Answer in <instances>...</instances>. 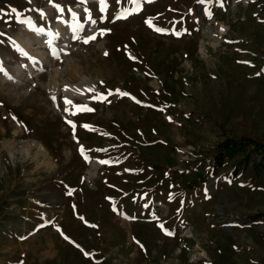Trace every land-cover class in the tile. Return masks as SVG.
I'll return each instance as SVG.
<instances>
[{"label":"rangeland","instance_id":"1","mask_svg":"<svg viewBox=\"0 0 264 264\" xmlns=\"http://www.w3.org/2000/svg\"><path fill=\"white\" fill-rule=\"evenodd\" d=\"M101 7L0 0V264H264V0Z\"/></svg>","mask_w":264,"mask_h":264},{"label":"snow or ice","instance_id":"2","mask_svg":"<svg viewBox=\"0 0 264 264\" xmlns=\"http://www.w3.org/2000/svg\"><path fill=\"white\" fill-rule=\"evenodd\" d=\"M49 2L52 3L53 0H49ZM135 2L138 3V0H135ZM198 2L199 3H205V2H210V0H198ZM218 2H220L221 5H222V0H218ZM117 3H119V0H117ZM100 4L102 6L101 7V11H104L105 8H106V0H100ZM56 7H57V9H59V5H56ZM0 11H3V10L0 9ZM11 11L13 13H15L16 12V9L15 8H12ZM134 11H139V8L138 7L135 8ZM206 14H209V13L206 12ZM118 18H125L126 19L127 16L126 15H121ZM101 19H103V17H101ZM93 23H94V21H93ZM145 23H147L150 27L152 26V21L150 19L146 20ZM221 30H223V29H221ZM106 31H110V29H106V28L100 29L101 34H103ZM156 31L163 32V31H165V29H159V28H157ZM176 35H180V33L177 32ZM94 38H95L94 35L88 36V37H86V39H85L84 42L87 43L88 40H91V39H94ZM129 55H130V58L131 59H133V60L136 59V57L135 56H131L130 53H129ZM245 63H250V62L245 61ZM67 87L68 86L65 85V88L66 89H67ZM88 91H92V89L89 88ZM117 91L119 92V90H117ZM119 94L121 96L130 95L129 93H126V92H119ZM52 99H53V101H55L56 100V97L53 96ZM91 99H104V96H103V94H100L99 96H92ZM132 99L135 100L136 98L135 97H132ZM64 102H65V107H64L63 110L65 112H70L71 115H76V112L77 111H93L94 110V109L89 108L87 105H83V104H75L74 105V109H70L68 107V105H73V101L69 100L67 97L64 98ZM137 103H140V101H137ZM13 119H15V117H13ZM169 119H171V118L169 117ZM66 123H68L69 125H71L72 128H73V131H75V122L73 120L66 118ZM82 127H84L85 129H89L90 128V126L88 124H84V125H82ZM75 138L76 137L74 136V139ZM99 150H102V149H99ZM79 151H80L81 155L84 157L85 160H88L89 159V157L86 155V149H85L84 145H80ZM100 162L101 163H108V161H100ZM80 219L83 220L84 217H80ZM160 227L163 228V230L165 231L166 234H168V235H171L172 234L171 232H169V230L167 228H164L163 225H160ZM65 238L67 239V237H65ZM137 243H139V242L137 241ZM77 247H79V245H77ZM85 255L87 256V255H89V253L85 252Z\"/></svg>","mask_w":264,"mask_h":264},{"label":"trees","instance_id":"3","mask_svg":"<svg viewBox=\"0 0 264 264\" xmlns=\"http://www.w3.org/2000/svg\"><path fill=\"white\" fill-rule=\"evenodd\" d=\"M249 144H252L253 147L257 148L260 151V161L257 162L258 166L260 167L259 170H263L264 169V145L261 144V142H253L252 140H249L248 137H242L241 139H239L238 141L232 140V139H227L224 141H221L220 143L217 144V146L214 148L216 152V156L218 155V160L217 163L222 162V160L227 157L230 161L237 155H240L242 153V150H246V147L249 146ZM248 151V150H247ZM249 152L245 153V154H241V157L246 158ZM216 158V159H217ZM243 159V158H241ZM261 214H253V215H249L247 216V218L254 222L256 221V219H258V217H261Z\"/></svg>","mask_w":264,"mask_h":264},{"label":"bare ground","instance_id":"4","mask_svg":"<svg viewBox=\"0 0 264 264\" xmlns=\"http://www.w3.org/2000/svg\"><path fill=\"white\" fill-rule=\"evenodd\" d=\"M81 95H82V96H84L85 94H84V93H82ZM81 95H80V96H81ZM137 115H138V114H137ZM132 116H133V115H132ZM134 120H136V118H135ZM67 131H68V130H67ZM42 147H43V146H42Z\"/></svg>","mask_w":264,"mask_h":264}]
</instances>
